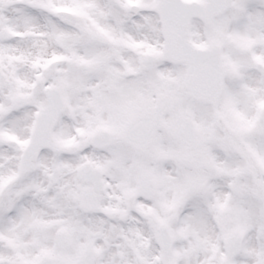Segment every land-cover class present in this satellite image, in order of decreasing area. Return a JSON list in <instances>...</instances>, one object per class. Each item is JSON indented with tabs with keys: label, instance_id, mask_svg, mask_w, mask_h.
Instances as JSON below:
<instances>
[{
	"label": "snow or ice",
	"instance_id": "6c2138e0",
	"mask_svg": "<svg viewBox=\"0 0 264 264\" xmlns=\"http://www.w3.org/2000/svg\"><path fill=\"white\" fill-rule=\"evenodd\" d=\"M0 264H264V0H0Z\"/></svg>",
	"mask_w": 264,
	"mask_h": 264
}]
</instances>
